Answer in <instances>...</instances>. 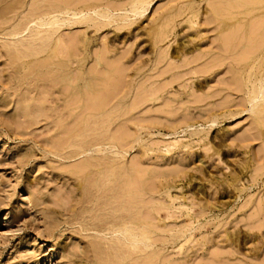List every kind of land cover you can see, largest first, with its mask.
Wrapping results in <instances>:
<instances>
[{"label": "rangeland", "instance_id": "1", "mask_svg": "<svg viewBox=\"0 0 264 264\" xmlns=\"http://www.w3.org/2000/svg\"><path fill=\"white\" fill-rule=\"evenodd\" d=\"M138 2L0 0V264H264V0Z\"/></svg>", "mask_w": 264, "mask_h": 264}, {"label": "bare ground", "instance_id": "2", "mask_svg": "<svg viewBox=\"0 0 264 264\" xmlns=\"http://www.w3.org/2000/svg\"><path fill=\"white\" fill-rule=\"evenodd\" d=\"M138 1H139V2H138L139 5H140V1H141V0H138ZM253 2H254V1H253ZM136 3H137V2H136ZM141 3H142V2H141ZM142 4H146V3L144 2V3H142ZM248 4H251V3H248ZM253 4H254V3H253ZM246 5H247V4H246ZM259 5H260V4H259ZM137 6H138V5H137ZM137 6H135V8H136ZM141 6H142V5H141ZM139 7H140V6H139ZM249 7H250V6H249ZM256 8H257V7H256ZM259 8H260V7H259ZM140 9H141V7H140ZM140 9L136 8V9H133V11H134V10H139V11H135V12L139 13V12H140ZM227 11H228V10H227ZM232 11H233V10H232ZM226 17H227V16H226ZM229 17H230V16H229ZM239 27H240V26H239ZM251 78H252V77H251ZM256 79H257V78H256ZM260 80H261V79H260ZM251 82H252V81H251ZM257 82H258V80H257ZM257 82H256V83H257ZM259 82H261V81H259ZM248 83H249V82H247V84H248ZM261 83L263 84L264 81L261 82ZM250 84H251V83H250ZM257 84H258V83H257ZM257 84H255V85H257ZM262 84H261V85H262ZM255 85H254V86H255ZM257 86H259V85H257ZM259 88L261 89V87H259ZM263 88H264V86H263ZM263 88H262V93H263V95H264V91H263L264 89H263ZM260 89H258V87H257V90H259V92H261ZM257 90H256V91H257ZM251 91H253V89H252ZM251 94H252V93H251ZM253 94H254V93H253ZM263 95L261 94V97L264 99ZM257 96H258V94H257ZM259 96H260V93H259ZM250 97H251V96H250ZM252 97L254 98V96H252ZM252 97H251V98H252ZM261 97H259V98H261ZM256 98H257V97H256ZM262 98H261V99H262ZM263 99H262V104L264 103V102H263ZM251 100H252V99H251ZM249 101H250V99H249ZM255 101H256V99H255V100L253 99V102H255ZM258 101H260V99H259ZM258 101H257V102H258ZM250 103H251V102H250ZM254 108H256V106H255ZM259 108H260V107H259ZM251 112H252V111H251ZM261 114H262V113H261ZM260 119H261V118H260ZM262 121H264V119H263ZM130 224H131V223H130ZM121 225H122V224H121ZM127 225H128V224H127ZM126 227H127V226H126ZM111 229H112V228H111ZM119 230H120V229H119ZM125 231H126L125 229H122V233L125 232ZM132 231H133V230H131L130 232H132ZM111 232H112V231H111ZM119 232H120V231L117 230V233H119ZM127 232H128V231H126V234H127V236H128V235H129V232H128V233H127ZM132 233H137L138 235L141 234V235H139L140 237L137 236L138 238H143L144 235H145V237H146V234H142V232H141V233L136 232V230H134V232H132ZM132 233H131V234H132ZM123 234H124V233H123ZM229 235H230V234H228V237H229ZM132 236L135 237L136 234H135V235L132 234ZM132 236H130V239H129V240H131V237H132ZM128 238H129V236H128ZM147 238H148V236H147ZM226 238H227V237H226ZM133 239L136 240V238H133ZM133 239H132V240H133ZM149 239H150V238H149ZM140 240H141V239H139V241H140ZM231 240H232V239H231ZM136 241L139 243L138 240H136ZM129 242H133V243H132L133 246L136 245V242L134 243V241H129ZM141 242H142V241H141ZM130 244H131V243H130ZM137 245H138V244H137ZM137 245H136V246H137ZM131 246H132V245H131ZM131 248H132V247H131ZM134 248H135V247H134Z\"/></svg>", "mask_w": 264, "mask_h": 264}]
</instances>
